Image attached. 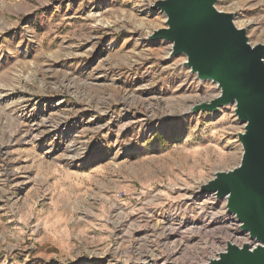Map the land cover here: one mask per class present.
<instances>
[{
  "label": "rangeland",
  "instance_id": "1",
  "mask_svg": "<svg viewBox=\"0 0 264 264\" xmlns=\"http://www.w3.org/2000/svg\"><path fill=\"white\" fill-rule=\"evenodd\" d=\"M158 0H0V264H207L239 238L199 187L241 158L234 107L146 37ZM252 45L264 0H218Z\"/></svg>",
  "mask_w": 264,
  "mask_h": 264
},
{
  "label": "water",
  "instance_id": "2",
  "mask_svg": "<svg viewBox=\"0 0 264 264\" xmlns=\"http://www.w3.org/2000/svg\"><path fill=\"white\" fill-rule=\"evenodd\" d=\"M218 0H158L150 6L165 16V26L146 37L170 43L169 58L183 56V66L199 82L210 81L219 94L189 109L216 113L233 106L242 124L237 133L241 158L236 167L216 172L199 187L200 195L225 202L250 242L225 249L207 264H264V44L252 45L234 14L219 11Z\"/></svg>",
  "mask_w": 264,
  "mask_h": 264
},
{
  "label": "built area",
  "instance_id": "3",
  "mask_svg": "<svg viewBox=\"0 0 264 264\" xmlns=\"http://www.w3.org/2000/svg\"><path fill=\"white\" fill-rule=\"evenodd\" d=\"M230 218H231V220H232V224H233V226L235 227L236 230H239V233H240L239 238H236V240L233 241L232 243H234V244L240 246V245H242V244L245 243V242H250L252 245H254L255 243H254L253 241L249 240L247 234L242 233V232L240 231V229H239V223L237 222V220L235 219V217H234L233 215H230ZM222 251H223V250H222ZM219 252H221V251H219ZM219 252H218V253H219ZM218 253H217V254H218ZM217 254H216V256H217Z\"/></svg>",
  "mask_w": 264,
  "mask_h": 264
},
{
  "label": "bare ground",
  "instance_id": "4",
  "mask_svg": "<svg viewBox=\"0 0 264 264\" xmlns=\"http://www.w3.org/2000/svg\"><path fill=\"white\" fill-rule=\"evenodd\" d=\"M213 199V198H212Z\"/></svg>",
  "mask_w": 264,
  "mask_h": 264
}]
</instances>
